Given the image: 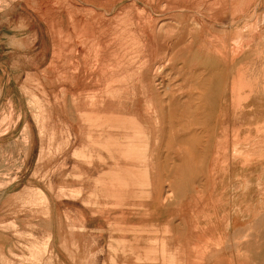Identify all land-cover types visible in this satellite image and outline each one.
Instances as JSON below:
<instances>
[{
    "label": "rangeland",
    "instance_id": "obj_1",
    "mask_svg": "<svg viewBox=\"0 0 264 264\" xmlns=\"http://www.w3.org/2000/svg\"><path fill=\"white\" fill-rule=\"evenodd\" d=\"M12 1L0 0V264H116L123 242L113 235L123 229L86 226L80 189L90 190L84 196L87 206L90 197L112 198L104 189L112 184L104 172H120L122 156L136 161L146 154L149 139L160 133L153 130L159 123L162 137L172 139L168 158L177 160L168 164L179 177L193 170L192 185L200 187L209 179L198 177L215 166L235 171L242 200L263 204L258 217H264V194L253 191L264 192V0H42L22 4L39 14L29 28V19L22 18L27 12L17 13L20 5ZM15 25L29 33L23 40L37 49L9 51L12 42L23 46L22 39L9 38ZM203 51L221 52L235 72L244 70L236 109L228 105L232 109L227 106L219 121L203 95L215 79L204 82ZM216 134L226 135L228 140L220 138L229 146L219 166L199 158L198 151L202 156L214 151L217 144L211 141H221ZM244 142L252 143L250 148ZM191 144L193 164L183 160L192 153ZM228 151L241 162L231 161ZM225 181L224 186L233 185V179Z\"/></svg>",
    "mask_w": 264,
    "mask_h": 264
},
{
    "label": "crops",
    "instance_id": "obj_2",
    "mask_svg": "<svg viewBox=\"0 0 264 264\" xmlns=\"http://www.w3.org/2000/svg\"><path fill=\"white\" fill-rule=\"evenodd\" d=\"M29 2L41 3L43 1H12L13 4L19 3L20 5L17 10L15 8L17 13L21 12L18 11L20 8L27 12L26 17L21 16L29 19L27 28L32 27V20L39 15H35V11L22 7V4ZM10 31L11 35L9 36L11 37L9 38L14 41L20 39L23 41V46L14 45L13 42L9 44L7 47L11 53L38 48L36 46H28L29 44L23 40V37L29 33L22 30L19 25L12 26ZM31 34H33L32 31ZM42 60H47L46 55L42 56ZM1 65L0 61V76L2 75L3 67ZM0 80L2 81V79ZM217 124L220 125L219 123ZM164 125L165 127L168 126V124ZM169 125L172 127V123ZM157 127H155L156 129L154 128V131L157 130L160 133L157 137L154 136V138L149 139L146 154L143 156L138 154L136 161L122 156L120 161L122 170L120 172L115 173V171H112V174L104 172V175H106L105 179L111 180L112 183L111 186L108 185L104 189H106L108 196L112 195V198L107 197V199L102 200L90 197L91 204L87 206L84 196L86 193H90V190L86 191L85 187H81V196L83 197L81 203L83 208L87 210L88 216L85 218V225L98 230V226L104 223L107 228L116 226L123 229L120 236H117L119 234L113 236V238H120L123 242V250L120 255H117L116 264H264V224H262L264 223V217H258V212L262 211L261 207L263 204H254L250 202L249 198L242 200L243 190L238 186L240 183L239 173L234 171L232 175V172H229V174L217 170L216 174V171L212 169V172H205L209 174L207 177L210 178V184L209 182L207 183L209 187L207 185L200 187L192 185V180L195 179L193 170L185 171L179 177L178 171L169 168L168 163H171L170 161L176 162V160L168 158L169 152H165L163 147L169 146L170 143L168 142H171V137L167 138L165 135L163 138L161 136V123ZM164 130H168V128H164ZM169 135H172L171 128ZM219 136L221 135L217 134L216 137L220 138ZM166 138L167 142H165ZM161 141L165 143L163 144ZM211 142L214 146L216 145L215 143H219L217 140H212ZM192 146L193 144H191L192 153L189 154L190 156H185V159L188 158L186 163L193 164L194 162L195 155L193 154ZM219 146L217 144V149L214 151L212 149L208 155L205 154L207 156H202L203 160L221 162L223 158L220 160V156L224 152H221L222 148L218 152ZM153 155L154 157H152ZM230 155H232L231 151L229 154L230 160L234 163L239 162L238 158ZM164 157L165 159H163ZM164 160L165 163H168L165 164ZM80 161L86 162L85 160ZM131 164H135L133 170H130ZM146 167L150 169H146ZM163 170L164 173H162ZM213 171H215V175H218V179L213 174ZM196 173L199 174L200 172ZM163 174L169 176L167 177L168 180L166 179L169 182L163 180ZM221 175L222 177H220ZM210 176L215 178L216 184L214 183V178L212 179ZM96 178H102V176H96ZM179 178L181 181H178ZM183 178H187L188 182L186 180V182L183 181ZM201 178L206 177L201 176ZM227 179H233V185L225 187L226 181L224 180ZM213 183L216 185L215 187H212V185L214 186ZM95 189L94 187L91 195L95 194ZM102 189V187H98V190L102 191ZM245 189L246 194L251 193L249 192L250 189ZM253 191H257L254 193L257 195L264 194V192L262 193L263 190L259 188H255ZM114 196H120V198L114 199ZM162 199H164V203ZM189 203L191 204L190 208ZM196 208L198 211L195 210ZM185 210L187 211L185 212ZM193 210L195 211L192 214ZM208 213L209 215L211 214V217L207 215ZM191 215L193 219H190L192 218ZM204 216L206 217L204 218ZM220 235L222 236L220 237Z\"/></svg>",
    "mask_w": 264,
    "mask_h": 264
},
{
    "label": "bare ground",
    "instance_id": "obj_3",
    "mask_svg": "<svg viewBox=\"0 0 264 264\" xmlns=\"http://www.w3.org/2000/svg\"><path fill=\"white\" fill-rule=\"evenodd\" d=\"M79 1V0H78ZM249 4V3H248ZM248 4H247V7H248ZM245 5V4H244ZM246 6V5H245ZM199 7H201V6H199ZM244 7V6H243ZM96 8V7H95ZM198 9H200V8H198ZM244 9V8H243ZM255 9V8H254ZM84 10H85V8H84ZM177 10V9H176ZM181 10V9H180ZM184 10V9H183ZM230 10V9H229ZM152 11V10H151ZM238 12V11H237ZM109 13V12H108ZM149 13V12H148ZM233 13V12H232ZM210 14V13H209ZM237 15V14H236ZM260 14H258V16H259ZM202 16V15H201ZM203 17V16H202ZM234 17V16H233ZM258 18V17H257ZM204 19V18H203ZM230 19V18H229ZM154 20V19H153ZM223 20V19H222ZM259 20V19H258ZM257 20V21H258ZM125 21V20H124ZM149 21H150V19H149ZM211 21H213V20H211ZM220 21H221V19H220ZM256 21V22H257ZM123 22V21H122ZM153 22V21H152ZM208 22V21H207ZM230 22V21H229ZM128 23V22H127ZM216 23H217V21H216ZM261 23V22H260ZM150 24H151V22H150ZM223 25V24H222ZM260 25V24H259ZM77 27V26H76ZM160 27V26H159ZM165 27V26H164ZM210 27V26H209ZM226 27V26H225ZM257 27V26H256ZM75 28V27H74ZM259 28V27H258ZM127 29V28H126ZM196 29V28H195ZM222 29V28H221ZM229 29V28H228ZM248 29V28H247ZM207 30V29H206ZM240 30V29H239ZM250 30V29H249ZM102 32V31H101ZM125 32V31H124ZM128 32V31H127ZM207 33V32H206ZM222 33V32H221ZM228 33H230V32H228ZM249 33H252V32H249ZM130 34V33H129ZM209 34H210V32H209ZM212 34V33H211ZM210 34V35H211ZM223 34V33H222ZM253 34V33H252ZM251 34V35H252ZM62 35H64V34H62ZM68 35V34H67ZM66 35V36H67ZM224 35V34H223ZM256 35V34H255ZM60 36V35H59ZM118 37V36H117ZM122 37V36H121ZM127 37H129V36H127ZM201 37V36H200ZM217 37H218V35H217ZM252 37V36H251ZM250 37V38H251ZM70 38H71V36H70ZM69 38V39H70ZM226 38V37H225ZM68 39V38H67ZM207 39V38H206ZM218 39H220V38H218ZM262 39H263V37H262ZM70 40H72V39H70ZM204 40V39H203ZM260 40V39H259ZM63 41V40H62ZM65 41H67V40H65ZM65 41H63V42H65ZM207 41V40H206ZM226 41V40H225ZM62 42V43H63ZM126 42V41H125ZM210 42H211V40H210ZM224 42V41H223ZM229 42V41H228ZM252 42V41H251ZM112 43H114V42H112ZM204 43V42H203ZM225 43V42H224ZM223 43V44H224ZM226 43H227V41H226ZM225 43V44H226ZM123 44V43H122ZM127 44V43H126ZM208 44V43H207ZM228 44H230V42L228 43ZM255 44H257V43H255ZM111 45V44H110ZM137 45V44H136ZM261 45V44H260ZM65 46H67V44L65 45ZM225 46H227L228 47V45H225ZM253 46H255V45H253ZM126 47V46H125ZM202 47V46H201ZM206 47V46H205ZM222 47V46H221ZM243 47V46H242ZM124 48V47H123ZM123 48H121V49H123ZM198 48H200V46L198 47ZM213 48H216L215 47V45H214V47ZM63 49V48H62ZM68 49H69V47H68ZM75 49V48H74ZM135 49V48H134ZM204 50V49H203ZM205 50H208V49H205ZM204 50V51H205ZM211 50H212V48H211ZM220 50H222L221 48H220ZM226 50V49H225ZM75 51V50H74ZM127 51V50H126ZM125 51V52H126ZM139 51V50H138ZM197 51V50H196ZM199 52V53H201V57H199L200 58V64H201V66L202 67H204L206 70H207V72H206V74L207 75H204V77L203 78H205L204 79V82H210L211 81V79H214L213 81H211L209 84H208V86L207 87H205L204 88V91H203V95L206 97V100L208 101V103H207V106H208V108H210L209 109V113L213 116V115H217V118H218V121H219V119L222 117V114H223V112H224V110H225V108H227V106L229 105H232V107H233V109L232 108H230L229 106V110L230 109H232L233 111L236 109V100L239 98L238 97V93H239V84H241V78H240V73L241 74H243L242 72L244 71H242V69H241V71L240 72H238V69H237V71L235 72L234 70H235V68H234V64H231V62H230V60H229V58L228 57H226V56H224L223 54H220L221 52H217L218 54H214L213 52L214 51H206V52ZM223 51V50H222ZM246 51V50H245ZM263 51V50H262ZM129 52V51H128ZM127 52V53H128ZM224 52V51H223ZM243 52V51H242ZM64 53V52H63ZM62 53V54H63ZM119 53V52H118ZM228 53V52H227ZM61 54V55H62ZM115 54V53H114ZM123 54V53H122ZM64 55V54H63ZM67 55V54H66ZM135 55V54H134ZM138 55V54H137ZM198 55V54H197ZM65 56V55H64ZM64 56H63V58H64ZM68 56V55H67ZM70 56H72V55H70ZM119 56V55H118ZM140 56V55H139ZM66 57V56H65ZM115 57V56H114ZM123 57H125L124 55H123ZM123 57H121V58H123ZM172 57V56H171ZM171 57H170V59H171ZM173 58V57H172ZM194 58V57H193ZM68 59V58H67ZM60 60V59H59ZM69 60V59H68ZM132 60V59H131ZM199 60V59H198ZM67 61V60H66ZM70 61V60H69ZM135 61V60H134ZM260 61V60H259ZM65 62V61H64ZM136 62V61H135ZM134 62V63H135ZM256 62V61H255ZM258 62V61H257ZM63 63V62H62ZM196 63H198L197 61H196ZM247 63V62H246ZM249 63V62H248ZM66 64V63H65ZM157 64V63H156ZM261 65H263L262 63H261ZM68 66V65H67ZM120 66V65H119ZM118 66V67H119ZM140 66V65H139ZM167 66H168V64H167ZM163 67V66H162ZM201 67V68H202ZM236 67V66H235ZM112 68V67H111ZM114 68V67H113ZM112 68V69H113ZM241 68V67H240ZM240 68H239V70H240ZM70 69V68H69ZM246 69V68H245ZM67 70H68V68H67ZM203 70V69H202ZM164 71V70H163ZM247 71V70H246ZM73 73H75L74 71H72ZM154 72V71H153ZM195 72V71H194ZM193 72V73H194ZM211 72H214V74H210ZM234 73H235V75H234ZM189 74V73H188ZM201 74V73H200ZM239 74V75H238ZM251 74H252V72H251ZM263 74V73H262ZM126 76V75H125ZM207 76V77H206ZM247 76H248V74H247ZM202 77V76H201ZM73 78V77H72ZM124 78V77H123ZM249 78V77H248ZM258 78V77H257ZM260 78V77H259ZM115 79V78H114ZM198 79V78H197ZM247 79V78H246ZM246 79H244L245 81H246ZM118 80V79H117ZM125 80V79H124ZM187 80V79H186ZM203 80V79H202ZM260 80V79H259ZM114 81V80H113ZM243 81V80H242ZM111 82V81H110ZM116 82V81H115ZM247 82V81H246ZM112 83H114V82H112ZM117 83V82H116ZM200 83H202V82H200ZM229 83H232V95L231 96H227V92H228V89H227V86H228V84ZM244 83V82H243ZM258 83V82H257ZM206 84V83H205ZM245 84V83H244ZM249 84V83H248ZM115 85V84H114ZM159 85V84H158ZM200 85V84H199ZM207 85V84H206ZM255 85V84H254ZM198 86V85H197ZM247 86V85H246ZM259 86V85H258ZM109 88V87H108ZM113 88V87H112ZM188 88H190V86L188 87ZM257 89V88H256ZM260 90V89H259ZM261 91V90H260ZM112 92V91H111ZM200 92V91H199ZM202 93V92H201ZM255 93H256V91H255ZM254 93V94H255ZM193 95V94H192ZM139 97V96H138ZM146 97V96H145ZM193 97V96H192ZM199 97V96H198ZM255 97V96H254ZM257 98H258V96H256ZM156 99V98H155ZM197 99V98H196ZM229 99H231V104L229 103L228 104V102H227V100H229ZM240 99V98H239ZM254 99V98H253ZM30 100V99H29ZM140 100V99H139ZM190 100H192V99H190ZM189 102H191V101H189ZM138 103V102H137ZM188 103V102H187ZM249 103H250V101H249ZM173 104V103H172ZM151 105V104H150ZM144 106H145V104H144ZM251 106H252V104H251ZM153 107V106H152ZM152 107H151V110H152ZM191 107V106H190ZM250 107V106H249ZM143 109V108H142ZM196 109V108H195ZM144 110V109H143ZM172 110V109H171ZM194 111V110H193ZM232 111V112H233ZM156 112V111H155ZM236 112V111H235ZM152 113V112H151ZM171 113V112H170ZM174 113V112H173ZM150 114V113H149ZM209 114V115H210ZM228 114V113H227ZM138 115V114H137ZM153 115V114H152ZM170 115V114H169ZM207 115H208V112H207ZM251 115V114H250ZM138 116H140V115H138ZM162 116V115H161ZM171 116H172V114H171ZM174 116V115H173ZM173 116L171 117V121H172V118H173ZM147 117V116H146ZM203 117V116H202ZM211 117V116H210ZM138 118V117H137ZM140 118V117H139ZM147 118H150L149 116L147 117ZM155 118V117H154ZM182 118H183V116H182ZM186 118V117H185ZM174 119H175V117H174ZM184 119V118H183ZM186 119H188V118H186ZM224 119V118H223ZM139 120H141V119H139ZM169 121H170V118L168 119ZM181 120V119H180ZM225 120V119H224ZM208 121V120H207ZM211 121H212V119H211ZM211 121H209L211 124H212V122ZM217 121V122H218ZM222 121V120H221ZM139 122V121H138ZM142 122V121H141ZM188 122H189V120H188ZM169 123V122H168ZM175 123V122H174ZM173 123V124H174ZM182 123V122H181ZM185 123V122H184ZM154 124V123H153ZM152 124V125H153ZM156 124V123H155ZM154 124V125H155ZM170 124V123H169ZM221 124V123H220ZM232 124V123H231ZM157 125V124H156ZM189 125V124H188ZM197 125H199V124H197ZM223 125V124H222ZM170 126V125H169ZM169 126H168V128H169ZM150 127V126H149ZM156 127V126H155ZM155 127H153V130H154V128ZM179 127V126H178ZM186 127V126H185ZM197 127V126H196ZM222 127V126H221ZM147 128V127H146ZM158 128V127H157ZM173 128V127H172ZM171 128V129H172ZM183 128V127H182ZM203 128V127H202ZM224 128V127H223ZM254 128V127H253ZM260 128V127H259ZM264 128V127H263ZM156 129V128H155ZM175 129V128H174ZM186 128H184V130H185ZM219 129H220V127H219ZM232 130H234L235 128H231ZM230 129V130H231ZM245 129V128H244ZM251 129V128H250ZM170 130V129H169ZM176 130V129H175ZM182 131L183 129H180L179 128V130L178 131ZM226 130V129H225ZM224 130V131H225ZM236 130V129H235ZM234 130V131H235ZM166 131V130H165ZM174 131V130H173ZM181 131H180V134H181ZM221 131V130H220ZM224 131H223V133H224ZM163 132H164V130H163ZM183 132H185V131H183ZM209 132V131H208ZM233 132V131H232ZM231 132V133H232ZM262 132V131H261ZM158 133V132H157ZM173 133H175L176 134V132H173ZM231 133H230V135H231ZM239 133V130H238V132L237 133H235V134H238ZM167 134H170V132L169 133H167ZM175 134H173V135H175ZM207 134V133H206ZM220 134V133H219ZM227 134H229V133H227ZM234 133H233V135L234 136H236ZM158 135V134H157ZM239 135V134H238ZM258 135V134H257ZM161 136H163V135H161ZM169 136V135H168ZM206 136V135H205ZM214 136V135H213ZM215 136H217V134L215 135ZM221 136L223 137L224 136V134H221ZM221 136H219V137H221ZM233 136V139L235 138ZM246 136V135H245ZM248 136V135H247ZM251 136V135H250ZM259 136V135H258ZM144 137V136H143ZM167 137V136H166ZM175 137V136H174ZM177 137H178V135H177ZM207 137H210V136H208L207 135ZM227 136L225 135L224 136V139L226 138ZM229 137V136H228ZM238 137V136H237ZM241 137V136H240ZM256 137V136H255ZM168 138V137H167ZM167 138L165 139V142H167L166 140H167ZM216 138V137H215ZM230 138V137H229ZM232 138V137H231ZM261 138V137H260ZM264 138V137H263ZM163 139V138H162ZM175 139H176V137H175ZM204 139H205V137H204ZM220 140H221V138H219ZM246 139V138H245ZM262 139V138H261ZM170 140H172V139H170ZM179 140H181V139H179ZM178 140V141H179ZM182 140H183V138H182ZM209 140H210V138H209ZM215 140V139H214ZM226 140H228V138H226ZM229 140H231V139H229ZM235 140V139H234ZM239 140V139H238ZM244 140V139H243ZM191 141V140H190ZM204 141H206V140H203V142ZM225 142L223 139L220 141V142ZM233 141V140H232ZM231 141V142H232ZM245 141V140H244ZM254 141V140H253ZM256 141V140H255ZM255 141H254V143H255ZM162 142V141H161ZM160 142V143H161ZM164 142V143H165ZM177 142V141H176ZM187 142V141H186ZM216 142V141H215ZM219 142V141H218ZM219 142V143H220ZM227 142V141H226ZM226 142H225V146L223 145V144H221V146H224V147H221L220 146V148H222L221 149V152H224L225 153V151L227 150V148L229 147H227L226 146ZM242 142V141H241ZM168 143H171V142H168ZM167 143V144H168ZM205 143V142H204ZM235 143V142H234ZM174 143H172V145H173ZM184 143H182V145H183ZM189 144V143H188ZM212 144V143H211ZM215 144H218V143H215ZM229 145H230V143H228ZM227 144V145H228ZM244 144H245V142H244ZM248 144V145H247ZM247 144H245V145H247L248 146V148H250L249 146L252 144V143H250L249 144V142L247 143ZM260 144V143H259ZM220 145V144H219ZM241 145V144H240ZM144 146H145V144H144ZM149 146V145H148ZM163 146V145H162ZM169 146L170 147H172L170 144H169ZM169 146H165V147H163V149L165 148L166 150H167V152H168V147ZM189 146V145H188ZM242 146V145H241ZM256 146V145H255ZM136 147V146H135ZM154 147V146H153ZM174 147V146H173ZM172 147V148H173ZM178 147H180L179 145H178ZM184 147V146H183ZM190 147H191V145H190ZM209 147H210V145H209ZM211 147H213V146H211ZM233 147H235L234 146V144H233ZM141 148V147H140ZM143 148V147H142ZM151 148V147H150ZM187 148V147H186ZM189 148V147H188ZM193 148V147H192ZM220 148H218L219 149V151L218 152H220ZM254 148V147H253ZM262 149H263V147H261ZM170 149V148H169ZM194 149H196V148H194ZM193 149V150H194ZM204 149H205V146H204ZM213 149V148H212ZM214 149H215V147H214ZM217 149V148H216ZM231 149V148H230ZM239 149H240V151H242L241 150V148L239 147ZM255 149V148H254ZM245 150V149H244ZM198 151H201V157H199V158H202V152H203V150L202 149H198ZM185 152V151H184ZM190 152H192V151H190ZM229 153H230V151H228ZM243 152V151H242ZM241 152V153H242ZM246 152H248V151H246ZM180 153V152H179ZM182 153V152H181ZM180 153V154H181ZM200 153V152H199ZM199 153L197 152V155H199ZM216 153V152H215ZM224 153H221V158H220V160L222 159V157H223V155L222 154H224ZM234 153H236V152H234ZM234 153H231L232 155L234 154ZM239 152H237V154H238ZM165 154V153H164ZM163 154V155H164ZM174 154V153H173ZM183 154V153H182ZM187 154V153H186ZM209 154V153H208ZM207 154V155H208ZM212 154H214V153H212ZM211 154V155H212ZM172 155V154H171ZM215 155V154H214ZM213 155V156H214ZM216 155H218L217 153H216ZM225 155V154H224ZM232 155H230V156H232ZM188 156H190V155H188ZM194 156V155H193ZM192 156V157H193ZM196 156V155H195ZM251 156V155H250ZM152 157H154V155L152 156ZM184 157V156H183ZM186 157H187V155H186ZM219 157V156H218ZM217 157V158H218ZM233 157H235V154L233 155ZM157 158H158V156H157ZM172 158V157H171ZM185 158V157H184ZM198 157H197V160L199 159ZM214 158H215V156H214ZM216 158V159H217ZM231 158V157H230ZM159 159V158H158ZM157 159V160H158ZM163 159H165V157L163 158ZM187 160H188V158H186ZM186 159H183V160H186ZM193 159V158H192ZM203 159V158H202ZM207 159V158H206ZM219 159V158H218ZM162 160V159H161ZM177 160V159H176ZM195 160V159H194ZM193 160V161H194ZM210 160H211V158H210ZM220 160H217V161H220ZM150 161V160H149ZM166 161H168V160H166ZM199 161H201V160H198V162ZM226 161H228V160H226ZM144 162V161H143ZM164 163H165V160L163 161ZM187 162V161H186ZM185 162V163H186ZM189 162V161H188ZM191 162V161H190ZM194 162H196V161H194ZM205 162H206V160H205ZM211 162V161H210ZM213 162V161H212ZM231 162V161H230ZM229 162V163H230ZM239 162H241V161H239ZM157 163V162H156ZM168 163V162H167ZM167 163H165V164H167ZM202 163V162H201ZM161 164V163H160ZM159 164V165H160ZM172 164V163H171ZM175 164V163H174ZM216 164H218V166H219V163H216ZM242 164V163H241ZM260 164V163H259ZM164 165V164H163ZM262 165V164H261ZM161 166H162V164H161ZM160 166V167H161ZM174 166V165H173ZM204 166V165H203ZM245 166H246V164H245ZM248 166V165H247ZM257 166V165H256ZM163 167V166H162ZM172 167V166H171ZM209 167V166H208ZM207 167V168H208ZM221 167H223L222 165H221ZM149 168V167H148ZM147 167H146V169H148ZM170 168V167H169ZM212 168V167H211ZM215 168H217V167H215ZM150 169V168H149ZM171 169V168H170ZM209 169V168H208ZM213 169V168H212ZM220 168L218 167V169H214L215 171H216V174H217V172L218 171H220L219 170ZM225 169V168H224ZM230 169V168H229ZM244 169V168H243ZM168 170V169H167ZM167 170H166V173H167ZM174 170H176L175 169V166H174ZM211 170V169H210ZM218 170V171H217ZM149 171V170H148ZM189 171V170H188ZM201 171V170H200ZM215 171H213V174H214V172ZM150 172V171H149ZM208 172H209V170H208ZM212 172V171H211ZM210 172V173H211ZM162 173H164V170H163V172ZM201 173L203 174V171H201ZM223 173V172H222ZM225 173V172H224ZM168 174H169V171H168ZM167 174V175H168ZM196 174H198V173H196ZM201 174V175H202ZM207 174V173H206ZM205 174V176H206V178H207V175ZM212 174V173H211ZM230 174V173H229ZM163 175H165V174H163ZM162 175V177L164 178L163 180H165V182L168 180V178L167 177H169V176H163ZM172 175V174H171ZM215 175V174H214ZM213 175V176H214ZM175 176V175H174ZM205 176H202V177H205ZM208 176H209V174H208ZM216 176V178H217V176L218 175H215ZM159 177V176H158ZM166 177V178H165ZM211 177V176H210ZM220 177H222V175L220 176ZM176 178H177V174H176ZM200 178H201V176H200ZM212 178V177H211ZM214 178V177H213ZM212 178V179H213ZM167 179V180H166ZM183 179H185V178H183ZM187 179V178H186ZM185 179V180H186ZM191 179V178H190ZM197 179V178H196ZM209 180H210V178H208ZM218 179V178H217ZM176 180V179H175ZM178 180V179H177ZM198 180V179H197ZM200 180V179H199ZM203 180V178L200 180V181H202ZM179 181V180H178ZM181 181V180H180ZM187 181V180H186ZM185 181V182H186ZM189 181H191V180H189ZM196 181V180H195ZM206 181V180H205ZM204 181V182H205ZM225 181V180H224ZM167 182H169V181H167ZM188 182V181H187ZM194 182V181H193ZM207 182V181H206ZM206 182L204 183L205 185H206ZM217 182V181H216ZM175 183V182H174ZM174 183H173V185H174ZM190 183V182H189ZM188 183V184H189ZM198 183H199V181H198ZM214 183H215V178H214ZM213 183V184H214ZM185 184V183H184ZM184 184H182V185H184ZM187 184V183H186ZM191 184V183H190ZM196 184H197V182H196ZM201 184V183H200ZM203 184V183H202ZM209 184H210V181H209ZM216 184V183H215ZM214 184V186L212 185V187H215L216 185ZM229 184H231V183H229ZM228 184V185H229ZM178 185V184H177ZM204 185V186H205ZM185 186V185H184ZM199 186H201V185H199ZM208 186V185H207ZM250 186V185H249ZM193 187V186H192ZM209 187V186H208ZM207 187V188H208ZM223 187V186H222ZM226 187V186H225ZM202 188H204V187H202ZM246 190V189H245ZM184 191V190H183ZM194 191V190H193ZM224 191V190H223ZM185 193V192H184ZM184 193H182V194H184ZM195 193H197V192H195ZM168 194V193H167ZM172 194V193H171ZM170 196V195H169ZM160 198V197H159ZM158 198V199H159ZM163 198V197H162ZM167 198V197H166ZM241 198V197H240ZM161 199V198H160ZM163 200L164 199H162V202H163ZM168 200V199H167ZM193 200V199H192ZM104 202V201H103ZM162 202H161V204H162ZM189 202V201H188ZM190 202H192V201H190ZM164 203V202H163ZM193 203V202H192ZM184 204V203H183ZM182 204V205H183ZM186 204V203H185ZM190 204V203H189ZM199 204V203H198ZM183 206H185V205H183ZM194 206V205H193ZM196 206V205H195ZM198 206H200V205H198ZM204 206H206V205H204ZM187 207H188V204H187ZM191 207V204H190V206H189V208ZM101 208H103V207H101ZM188 208V209H189ZM204 208V207H203ZM110 209V208H109ZM187 209V210H188ZM204 209H206V208H204ZM203 209V210H204ZM187 210H185V212L187 211ZM190 210V209H189ZM189 210H188V213H189ZM195 210H197L198 211V209L196 208ZM195 210H193L192 211V214H193V212L195 211ZM211 211V210H210ZM197 213H199V212H197ZM201 213V212H200ZM186 214V213H185ZM196 214V213H195ZM123 215V214H122ZM189 215V214H188ZM200 215V214H199ZM198 215V216H199ZM208 216H210L211 217V214L209 215V213L207 214ZM215 215H216V212H215ZM225 215H227V214H225ZM110 216V215H109ZM118 216H119V214H118ZM187 216V215H186ZM192 216V215H191ZM190 216V217H191ZM218 216V215H217ZM217 216H215V217H217ZM206 216H204V218H205ZM220 217V216H219ZM225 217V216H224ZM84 218V217H83ZM116 218V217H115ZM189 218V217H188ZM187 218V219H188ZM228 218V217H227ZM230 218V217H229ZM190 219H193V216H192V218H190ZM197 219V218H196ZM211 219V218H210ZM217 219H218V217H217ZM121 220V219H120ZM119 220V221H120ZM123 220V219H122ZM223 220H224V218H223ZM110 221V220H109ZM115 221V220H114ZM113 222V221H112ZM111 222V223H112ZM121 222V221H120ZM226 222H227V220H226ZM101 223V222H100ZM119 223V222H118ZM125 223V222H124ZM223 223H225V222H223ZM129 224V223H128ZM227 224H228V222H227ZM99 225V224H98ZM131 229H132V227L131 226H129ZM220 228V227H219ZM133 230H135V229H133ZM114 236V235H113ZM222 235H220V237H221ZM244 237V236H243ZM152 250V249H151Z\"/></svg>",
    "mask_w": 264,
    "mask_h": 264
}]
</instances>
